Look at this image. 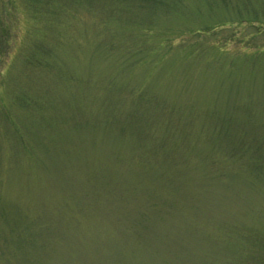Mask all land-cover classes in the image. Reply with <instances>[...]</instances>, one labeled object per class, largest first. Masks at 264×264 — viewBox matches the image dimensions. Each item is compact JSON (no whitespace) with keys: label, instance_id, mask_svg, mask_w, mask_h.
Returning <instances> with one entry per match:
<instances>
[{"label":"rangeland","instance_id":"1","mask_svg":"<svg viewBox=\"0 0 264 264\" xmlns=\"http://www.w3.org/2000/svg\"><path fill=\"white\" fill-rule=\"evenodd\" d=\"M0 264H264V0H0Z\"/></svg>","mask_w":264,"mask_h":264},{"label":"trees","instance_id":"2","mask_svg":"<svg viewBox=\"0 0 264 264\" xmlns=\"http://www.w3.org/2000/svg\"><path fill=\"white\" fill-rule=\"evenodd\" d=\"M257 19V18H256ZM40 51V50H39ZM40 52H42V51H40ZM40 52H38L39 54H40ZM34 57H35V55H34ZM36 60V59H35Z\"/></svg>","mask_w":264,"mask_h":264}]
</instances>
